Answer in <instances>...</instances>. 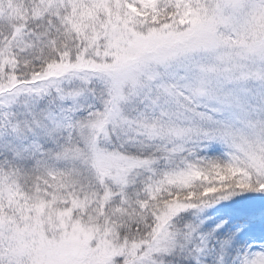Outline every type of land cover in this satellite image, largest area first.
<instances>
[{"label":"snow or ice","instance_id":"1","mask_svg":"<svg viewBox=\"0 0 264 264\" xmlns=\"http://www.w3.org/2000/svg\"><path fill=\"white\" fill-rule=\"evenodd\" d=\"M0 264H264V0H0Z\"/></svg>","mask_w":264,"mask_h":264}]
</instances>
